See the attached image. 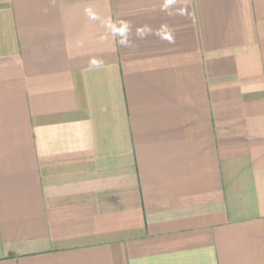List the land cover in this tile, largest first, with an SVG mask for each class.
I'll return each mask as SVG.
<instances>
[{
	"label": "crops",
	"instance_id": "0c3cea01",
	"mask_svg": "<svg viewBox=\"0 0 264 264\" xmlns=\"http://www.w3.org/2000/svg\"><path fill=\"white\" fill-rule=\"evenodd\" d=\"M0 264H264V0H0Z\"/></svg>",
	"mask_w": 264,
	"mask_h": 264
}]
</instances>
